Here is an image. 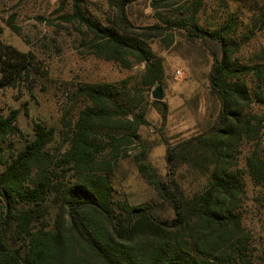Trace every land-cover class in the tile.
<instances>
[{
    "label": "trees",
    "instance_id": "16d2710c",
    "mask_svg": "<svg viewBox=\"0 0 264 264\" xmlns=\"http://www.w3.org/2000/svg\"><path fill=\"white\" fill-rule=\"evenodd\" d=\"M107 2L106 22L89 12L88 0H73L72 12L62 18L86 28L97 57L124 68L145 63L141 83L148 87L161 84L165 73L153 39L170 47L182 33L202 42L213 58L209 81L218 109L192 136L164 137L166 177L150 162L151 146L139 133L150 124L149 104L128 79L79 86L76 97L85 104L72 131H65L68 147L59 154L51 149L56 131L40 122L34 137L10 152L6 143L19 132V110L0 113V264H264L244 216L247 178L264 187V118L256 111L264 109V47L244 53L264 31V0H215L212 21L203 18L207 0ZM143 2L157 11L175 7V14L158 12L159 22L138 25L129 8ZM233 2L248 7L250 22L231 10ZM37 70L31 52L0 36V90ZM152 104L166 125L167 103ZM133 144L140 147L134 161L141 175L172 215L150 201L114 199L112 175ZM246 144L252 148L243 169L239 155ZM183 166L206 178L202 188L187 191L179 179Z\"/></svg>",
    "mask_w": 264,
    "mask_h": 264
},
{
    "label": "rangeland",
    "instance_id": "374dc122",
    "mask_svg": "<svg viewBox=\"0 0 264 264\" xmlns=\"http://www.w3.org/2000/svg\"><path fill=\"white\" fill-rule=\"evenodd\" d=\"M73 0H0V36L7 44L21 51L31 52L34 63L40 70L34 77L24 78L15 87L0 90V113L9 115L19 110L17 125L19 132L6 143L10 152L22 148L34 137L36 122L53 127L56 131L51 149L61 153L68 147L65 131H72L85 99L76 97L83 83L115 82L128 79L133 90L140 88L148 102L149 125L141 126L139 133L151 146L149 160L157 172L166 177L169 172L166 161L164 137L171 141L192 136L206 127L215 115L218 104L211 94L209 72L213 58L206 46L199 41L186 39L176 33L175 41L166 47L163 41L153 39L154 51L163 59L165 73L161 84L163 100L169 108L168 121L163 125L161 113L152 104L156 87L141 83L145 63H135L124 68L119 63L97 57L87 45L90 37L86 28L77 21H65L63 15L72 12ZM89 12L106 22L110 15L107 0H88ZM215 0H207L206 15L212 21ZM247 7V6H246ZM240 3L233 2L236 11L246 24L252 12ZM158 12L174 15L175 7L153 9L149 2L135 3L129 8L132 21L138 25L159 22ZM242 29L241 31H243ZM264 47V31L250 40L244 53ZM182 75L179 76L177 71ZM264 118V109L256 108ZM105 138V135H101ZM264 147V136L263 145ZM252 145L243 146L239 155L240 168L244 169V156ZM140 147H129V156L121 157L112 175L114 199L138 204L150 201L159 207L163 215H172L173 210L160 197L155 187L140 173L134 155ZM108 152V151H107ZM179 179L188 192L202 188L206 178L197 175L190 167L181 168ZM247 228L252 232L258 253H264V187L256 186L247 178V197L244 205Z\"/></svg>",
    "mask_w": 264,
    "mask_h": 264
},
{
    "label": "water",
    "instance_id": "95a60500",
    "mask_svg": "<svg viewBox=\"0 0 264 264\" xmlns=\"http://www.w3.org/2000/svg\"><path fill=\"white\" fill-rule=\"evenodd\" d=\"M153 98L157 100H163L164 94H163V89L161 85H156V87L153 90Z\"/></svg>",
    "mask_w": 264,
    "mask_h": 264
},
{
    "label": "built area",
    "instance_id": "2783aa9c",
    "mask_svg": "<svg viewBox=\"0 0 264 264\" xmlns=\"http://www.w3.org/2000/svg\"><path fill=\"white\" fill-rule=\"evenodd\" d=\"M177 74H178L179 76H181V75H182V72H181L180 70H178V71H177Z\"/></svg>",
    "mask_w": 264,
    "mask_h": 264
}]
</instances>
